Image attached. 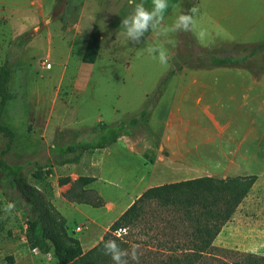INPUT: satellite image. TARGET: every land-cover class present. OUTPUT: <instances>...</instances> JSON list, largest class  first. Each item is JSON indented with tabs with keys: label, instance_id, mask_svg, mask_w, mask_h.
Wrapping results in <instances>:
<instances>
[{
	"label": "rangeland",
	"instance_id": "rangeland-1",
	"mask_svg": "<svg viewBox=\"0 0 264 264\" xmlns=\"http://www.w3.org/2000/svg\"><path fill=\"white\" fill-rule=\"evenodd\" d=\"M87 1L0 0V67L5 61H12L13 99L4 119L8 123L1 120L0 123L10 127L15 133L13 153L6 156V160L10 164L24 166L31 184L38 182L33 177L37 170L35 164L51 166L57 158L52 146L47 145L46 137L41 134L42 125L51 123V120L50 117H45V106L42 104L39 107L40 94L43 97L52 94L47 105H55L57 136L52 144L74 145L82 140H92L93 137L85 133L95 125L99 115L104 116L107 122L112 116L115 122H121L136 115L147 105L149 97L162 87V79L167 74L180 72L187 65L197 67L198 64L209 63L200 60L207 53L228 57L226 54H220V51L201 49L197 44L198 39L192 32L169 33L167 37L158 36L159 38L143 45L127 43L129 39L126 30L121 27V22L132 11L128 0H102L101 3L105 4L102 15L92 17L83 14ZM141 2L147 8H151V0H136V3ZM198 2L199 0H168L169 7L164 14V26H172L179 14L193 6L197 7ZM200 2L202 11L197 12L195 16L197 29L200 19L208 17L209 14H218V18L221 15L218 8L217 13L209 12L210 7L206 5L208 1ZM254 3H257L254 6V13L260 14V17H255L259 20L261 13L264 12V0ZM43 4H47L48 7L43 8ZM95 27L100 30L103 44L100 46V50L102 48L100 61L93 67L83 62L81 49ZM152 33L151 31L146 33L145 38ZM224 37L226 34L219 33L216 40L221 41ZM206 39L211 40L209 37ZM123 42H126L125 47L118 52V46ZM160 46L165 47L168 52L166 65L160 64L158 59H154L143 50V47ZM257 47L259 46H254V49ZM230 50H234L232 57L243 55L240 49ZM63 52L66 55L68 52L71 53V61L64 60L62 65L55 66L54 61L60 62ZM117 57L119 64L112 63L113 60L117 61ZM46 63L53 65V71L41 78L35 69L43 67ZM113 66H116L114 72L111 70ZM101 67H104V72ZM24 75L26 78L22 80L21 77ZM70 77L72 81L69 80ZM167 80L163 86L164 91ZM82 88H88L86 97H93L95 94L97 103L88 101L90 122L76 129L77 124L73 123L75 118L73 90ZM146 94H149L147 99ZM24 103H29L28 112ZM109 107L115 108V114L109 112ZM149 120L150 115L145 118L142 127H133L122 136L151 135ZM77 131L81 134L80 137H76ZM0 139L3 140L0 146L4 147L5 139L1 135ZM145 155L148 158L147 163L149 158L154 160V156ZM74 156L76 155H68L67 158ZM149 166L144 165L139 153H132L127 149L124 151L121 148L120 154L109 156L104 168V178L106 181L114 180V184L119 186L117 170L119 169L122 175L124 167L125 183L120 185L122 187L120 195H123L125 192H133L139 177L146 171L153 170V166ZM159 166L162 167V163ZM46 171L42 172V176ZM0 180L4 182L1 176ZM7 187L13 192L14 200L24 206L23 224L20 222L18 225L24 232V226L28 225L29 228L36 215L31 208L26 212L27 204L23 198L11 189L9 183ZM98 187L106 191L108 198L117 193V189L110 185L101 183ZM89 199L95 201V193H92ZM199 213L200 209L194 210L196 216ZM138 214L141 218L136 219L126 232L115 233L110 239L116 240L120 248L129 250V253L133 246H138V262L129 258L128 264H185V255L189 253L186 251L192 248L191 237L195 228L187 220L183 208L180 205L163 208L158 203L148 202L140 206ZM67 216L73 224L71 228L68 227L71 233H74L77 226L82 228L77 235L84 245L90 229H97L98 224L103 227L107 225L100 212L87 206H82L80 210L69 208ZM89 217L94 219L96 224L90 225ZM20 235H23L22 232ZM102 240L103 237L97 241V245ZM213 244L208 254L194 264H237L244 261L246 255L264 257V181L250 190L232 218L222 227ZM84 247L86 249V246ZM88 252L89 250H86L85 253ZM98 260V264H113L110 256L104 253ZM47 263L56 264L53 258Z\"/></svg>",
	"mask_w": 264,
	"mask_h": 264
},
{
	"label": "crops",
	"instance_id": "crops-1",
	"mask_svg": "<svg viewBox=\"0 0 264 264\" xmlns=\"http://www.w3.org/2000/svg\"><path fill=\"white\" fill-rule=\"evenodd\" d=\"M101 1L88 0L83 14L91 17L102 15L105 4ZM200 1H208L206 5L210 7L209 12L217 13V8L221 12L219 13L221 18L220 16L218 18V14H209L208 17L198 21L197 30H206V37L211 38V40H207L206 37L202 41L197 40L201 49L220 51V54H226L228 57L234 52L230 49H240L243 55L231 56V58H242L249 55L254 50V46L264 45V12L261 13L259 20L257 17H260V14L254 13V6L257 4L254 2L258 0H242V2L199 0L197 5L199 13L202 11ZM45 7H48L47 4H43V8ZM243 15L247 17L244 18ZM218 27L220 31L217 32ZM219 33L226 34L221 41L216 40ZM92 34L93 32L87 36V42L81 49L83 62ZM157 38L158 35L152 33L144 39V43ZM126 42L118 46V52L125 47ZM102 44L101 36V47ZM249 49L251 51H248ZM101 55L102 48L97 61L88 65L96 66ZM71 56L70 52L67 55L63 52L60 62L54 61L55 66L62 65L64 60L71 61ZM112 63L119 64V58L117 57V61L113 60ZM101 70L104 72V67H101ZM111 70L114 72L116 66ZM52 71L53 67L47 70L45 65L35 69L36 74L41 78L46 73L51 74ZM25 76L21 79L25 80ZM163 76L164 74L160 79ZM69 80L73 79L70 77ZM10 92L12 94V79ZM87 92L88 88L73 90L75 117L73 123L77 124L76 129L90 122L88 101L97 103L95 94L93 97H86ZM51 95L43 97L40 94L38 101L39 107L42 104L45 106V117L48 116L51 120V123L42 125L41 134L46 137L47 145L52 146L53 149L55 145L52 142L57 136L58 121L56 122L54 117L55 105H47ZM147 95L149 94H146L145 99ZM12 100V98L9 100L0 116V120L6 123L8 122L4 119ZM24 104L27 105L26 112H28L29 103ZM108 110L114 114L116 112L114 107H109ZM108 119L109 122L104 120V116L99 115L95 125L85 134L90 135L92 130L102 123L113 125L120 123L115 122L114 116ZM149 129L151 135L121 136L116 143L106 149L84 154L77 164L55 165L54 160L48 168L52 173L50 175L45 173L37 183L32 184L62 213L67 219L69 228L73 226L67 216L69 208L80 210L82 206H87L104 216L103 220L107 225L103 227L98 224L97 229H90L85 245L81 243L84 253L96 247L97 241L104 237L112 224L151 188L205 177L227 179L259 176L253 188L264 181V48L246 62L226 65L209 62L198 64L197 67L187 65L180 72L172 74L166 82V89L158 100L156 108L150 114ZM75 135L81 136L78 131ZM121 148L124 151L127 149L132 153H139L144 165L153 166L152 171H146L139 177L133 192H125L123 195H120L122 189L120 185L125 183L124 167L122 175L120 170H117L119 186L114 184V180L106 181L104 178V168L109 156L120 154ZM145 154L154 156V160L149 158L147 163L148 158ZM160 163L162 167L159 166ZM65 177H70L73 181L79 177L95 178L96 181L85 189L89 191L90 197L92 193L100 197L104 201V206L95 208L91 205L70 202L65 194L71 189V184L59 185V179ZM3 180L4 182L0 180V264H48L47 262L52 261V258L57 264L58 261L53 254H42L27 242L28 225L24 226V232L18 227L19 223L23 222L24 206L15 201L13 192L8 190L9 181L4 178ZM101 183L116 188L117 193L108 198L106 191L98 187ZM148 202L152 201H145L140 206ZM8 203H13L15 207L6 214L4 208ZM29 210L30 207L27 205L25 211ZM88 219L90 225L95 223L94 219L90 217ZM81 229L77 226L74 233L68 231L81 242L77 235L82 231ZM21 232L23 235H20Z\"/></svg>",
	"mask_w": 264,
	"mask_h": 264
},
{
	"label": "trees",
	"instance_id": "trees-1",
	"mask_svg": "<svg viewBox=\"0 0 264 264\" xmlns=\"http://www.w3.org/2000/svg\"><path fill=\"white\" fill-rule=\"evenodd\" d=\"M101 33L96 28L89 40L88 48L84 57L86 64H94L100 53ZM257 47L249 55L242 58H231L207 53L200 58L205 62H213L220 65L238 64L248 61L258 50ZM172 73L162 79V87L157 89L148 99V103L136 115L119 124H100L96 126L90 136L91 141H81L74 145L55 146L52 150L56 154L55 165L77 164L86 153L103 150L118 141L122 134L133 128L142 127L145 118L156 108L158 100L164 93V83ZM12 79V61H5L0 67V116L5 111L9 100L12 98L10 83ZM0 135L5 139L4 147L0 146V171L1 176L9 181V185L23 198L26 204L36 215V219L30 223L26 239L33 249L42 254H53L59 264H98V259L104 253V243L117 233L118 229L126 230L141 216L138 214L141 203L152 201L163 208L180 205L187 220L195 228L191 237L192 248L187 250L185 264H194L213 247L216 237L222 227L232 218L236 209L249 194L259 176L236 177L227 179L200 178L181 183L157 186L147 190L136 202L110 227L103 240L88 253H84L79 239L69 233L67 219L48 200L43 192L29 182L24 166L10 164L6 156L13 153L15 141L14 131L0 123ZM0 139V145H2ZM68 155H76L67 158ZM36 172L33 177L37 180L42 178V172L47 170V175L52 172L51 166H42L36 163ZM96 181L91 177H79L73 181L70 177L60 178L59 185L71 184V189L65 194L70 202L91 205L95 208L103 207L104 201L96 197L93 201L89 199V191L85 188ZM201 210L199 215L194 210ZM196 240V242H194ZM194 242V243H193ZM237 264H264V257L246 255L245 260Z\"/></svg>",
	"mask_w": 264,
	"mask_h": 264
},
{
	"label": "clouds",
	"instance_id": "clouds-1",
	"mask_svg": "<svg viewBox=\"0 0 264 264\" xmlns=\"http://www.w3.org/2000/svg\"><path fill=\"white\" fill-rule=\"evenodd\" d=\"M132 6L131 13L122 19L121 27L126 30V35L133 45H143L145 34L149 31L158 36L167 37L169 33L178 31L192 32L198 40H204L207 33L206 30H197V22L195 19L198 8L191 7L186 12L179 14L172 26H164V14L169 4L168 0H151V8H147L143 2L136 3V0H128ZM171 43V41H168ZM154 59H158L159 63L166 65L168 63V52L163 46L160 47H143ZM13 203H8L4 211L9 213L14 209ZM122 229L117 230V234ZM104 254L110 256L113 264H128L131 258L138 262V246H133L130 250L121 249L116 240H108L104 243Z\"/></svg>",
	"mask_w": 264,
	"mask_h": 264
},
{
	"label": "built area",
	"instance_id": "built-area-1",
	"mask_svg": "<svg viewBox=\"0 0 264 264\" xmlns=\"http://www.w3.org/2000/svg\"><path fill=\"white\" fill-rule=\"evenodd\" d=\"M52 67H53V65H52L51 63H46V64H45V68H46L47 70H51ZM120 232H121V233H122V232H126V230H122V231H120Z\"/></svg>",
	"mask_w": 264,
	"mask_h": 264
}]
</instances>
